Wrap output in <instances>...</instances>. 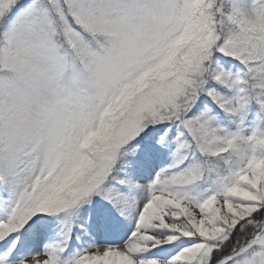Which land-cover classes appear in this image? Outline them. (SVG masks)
Masks as SVG:
<instances>
[{"label": "snow or ice", "instance_id": "6c2138e0", "mask_svg": "<svg viewBox=\"0 0 264 264\" xmlns=\"http://www.w3.org/2000/svg\"><path fill=\"white\" fill-rule=\"evenodd\" d=\"M0 264H264V0H0Z\"/></svg>", "mask_w": 264, "mask_h": 264}]
</instances>
